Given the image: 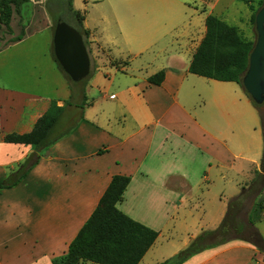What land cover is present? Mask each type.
<instances>
[{"label": "crops", "instance_id": "obj_1", "mask_svg": "<svg viewBox=\"0 0 264 264\" xmlns=\"http://www.w3.org/2000/svg\"><path fill=\"white\" fill-rule=\"evenodd\" d=\"M57 1L52 0L54 9L62 5ZM29 3L13 12L11 32L2 28L0 35V182L28 156L38 155V160L16 184L0 187V264H54L67 252L114 175L130 177L117 208L158 232L143 258L179 224L193 220V231H200V225L208 226L201 223L207 213L218 222L227 201L260 172L264 139L261 121L256 130L259 109L238 83L188 71L205 30L196 38L185 34L187 41L175 53L158 47L154 54L163 59L155 68L149 69V61L140 62L129 73L128 63L122 70L110 61L138 58L176 29L181 20L169 15L171 6L163 7L162 17L150 19L151 30L140 31L136 20L132 32L120 34L128 47L121 50L125 58L111 52L118 37L88 26L85 16L87 49L96 67L85 85L83 118L36 152L33 145L5 141V135L32 132L52 101L64 104L70 88L52 54V20L39 3V19L32 20ZM22 28L23 36L12 40ZM45 35L41 46L33 42ZM159 70H164L163 81L149 84L147 77ZM217 181L230 184V189L214 194L219 204L207 208L205 200ZM254 257L263 258L256 246L234 239L182 264H252Z\"/></svg>", "mask_w": 264, "mask_h": 264}, {"label": "trees", "instance_id": "obj_2", "mask_svg": "<svg viewBox=\"0 0 264 264\" xmlns=\"http://www.w3.org/2000/svg\"><path fill=\"white\" fill-rule=\"evenodd\" d=\"M28 1L0 0V31L2 28L5 31H11L10 21L13 12L19 13L20 8ZM67 3L69 12L77 21L75 28L83 36L87 47L89 30L83 27L85 15L83 12L72 8V0H67ZM254 19L255 16H253ZM59 20L62 19L57 18L53 21V29ZM204 25V35L192 54L188 71L218 81L236 82L243 88L242 77L247 69L248 58L254 41L246 40L237 27L213 14L205 16ZM23 33L22 28L20 33L12 40L20 39ZM52 54L54 56L53 51ZM65 76L69 84L70 95L64 104L57 105L55 101H52L39 118L32 132L6 134L5 141L30 144L38 152L70 132L77 122L83 118V109L87 104L85 84H83L85 79L74 82L66 74ZM163 79L164 70H159L147 77L148 83L153 85H159ZM246 95L249 97L247 93ZM252 103L258 107V104L253 101ZM37 160L38 155L35 157L33 155L28 156L23 163L0 182V187H10L16 184L35 165ZM259 170L260 172L256 173L264 176V150ZM129 182L130 177L125 175H114L111 178L96 208L69 243L67 252L55 259L54 264H81L85 262L96 264L140 263L145 253L154 244L158 232L132 219L117 208V203L122 200ZM238 198L236 196L228 203L226 215L231 211L232 201ZM252 208L248 220L251 224H255L256 221L260 220V211L257 205ZM206 233L215 232L213 230ZM202 238L203 234H199L192 238L183 249L155 264H182L196 253L225 243L201 245Z\"/></svg>", "mask_w": 264, "mask_h": 264}, {"label": "rangeland", "instance_id": "obj_3", "mask_svg": "<svg viewBox=\"0 0 264 264\" xmlns=\"http://www.w3.org/2000/svg\"><path fill=\"white\" fill-rule=\"evenodd\" d=\"M57 2L62 3L59 7L60 9H54L52 0H30L28 5V10H30L29 17L32 20L39 19V17L36 16L39 14L37 13V5L39 3L41 8L48 13V16L52 20V26L53 21L57 18L69 22L72 26L73 24L77 26V21L68 10L67 1L58 0ZM72 2V8L74 10L84 13L87 18L86 22L88 26L96 27L97 30H100V32L106 35L118 37L116 45L111 49V52L116 58H125L126 53H123L121 50L123 45L125 49L128 48L126 44L123 43V38L120 34L123 35L129 30L132 32L134 27L133 22L136 23V20L139 28H141L140 31H143V28H145L144 31H149L150 27L147 25L150 19L157 16L162 17V15H164L161 14V12L164 11L163 7L168 5L171 6L172 15H169L174 18L178 17L179 21L181 20L179 23L180 25L176 29L167 36L160 38L156 47L148 48V50L138 58L133 59V57H129V62L127 60L110 61L111 64L118 66L122 70H125L124 68L128 63L127 70L129 73L133 71L140 62L146 63V61H149V69H153L160 65L159 63L163 59V56H156L154 54L158 53L156 52V50L159 49L158 47L175 53L180 49L183 42L187 41L184 40L185 34L192 33L194 34L193 37L196 38L197 33L200 34V31L203 33L205 30L204 19L207 14H213L225 22L234 25L238 28L243 38L254 41L256 32L253 16H255L257 11L264 5V0H88V2H85V0H72ZM41 8L39 9L41 10ZM31 11L33 16H31ZM6 32L9 33V31ZM1 34H3L2 31H0V35ZM47 37L46 35L36 37L33 39V42H38V45L41 46ZM101 53L105 54L107 57L110 56L104 49H101ZM89 56L91 60V74L96 65L93 52L89 54ZM105 69L108 70L109 67ZM90 74L84 78L85 83L83 84H88L87 82L90 79ZM94 93L95 91L91 89L90 94ZM258 109L260 119L257 121L258 126L256 130H259L261 121V129L264 134V103L259 104ZM245 179L246 177L242 178V180ZM243 187L246 188L242 189V191L236 195L239 198L232 201L231 211L226 215V208L225 214L218 221L219 223L216 221L217 219L213 214L207 213L206 216H202L201 223L205 222L208 226L200 225V231H193L196 228V223H194L193 220H188L187 224H179L173 231L165 233L168 239L161 237L157 241L155 247L143 258L140 264H155L163 261L183 249L192 238L199 234H203V238L200 242L201 245L228 242L234 239L250 241L263 255L262 259L254 257L252 264H264V176L255 174L253 180L249 183L247 181ZM224 189L228 192L230 184L217 181L215 185H212V193L209 199L205 200V206L209 208L210 205L219 204L218 198L213 199V195H217V192ZM259 192H261V196L259 195V198H257V193ZM234 197L227 201V206ZM222 202L226 203L224 198H222ZM254 205H257L260 211V220L255 222V224L258 223V229L255 227L254 223L251 224L248 220ZM206 207L205 209L207 210ZM213 230L215 233H206ZM216 230L218 231L216 232ZM191 233H195V235L187 241L186 238L189 237ZM168 234H170V237H168ZM184 242H186V244Z\"/></svg>", "mask_w": 264, "mask_h": 264}, {"label": "water", "instance_id": "obj_4", "mask_svg": "<svg viewBox=\"0 0 264 264\" xmlns=\"http://www.w3.org/2000/svg\"><path fill=\"white\" fill-rule=\"evenodd\" d=\"M256 38L242 77V86L256 104L264 103V5L254 19ZM56 61L63 72L74 82H79L90 72V58L83 36L63 20H59L52 35Z\"/></svg>", "mask_w": 264, "mask_h": 264}]
</instances>
